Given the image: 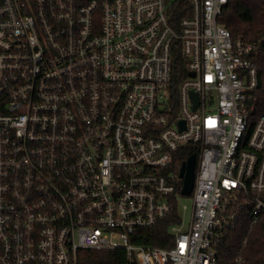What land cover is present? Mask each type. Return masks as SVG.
Segmentation results:
<instances>
[{"label": "built area", "instance_id": "built-area-1", "mask_svg": "<svg viewBox=\"0 0 264 264\" xmlns=\"http://www.w3.org/2000/svg\"><path fill=\"white\" fill-rule=\"evenodd\" d=\"M228 2L0 0V264H218L233 228L264 222L261 46L220 22ZM175 202L173 245L138 243Z\"/></svg>", "mask_w": 264, "mask_h": 264}, {"label": "trees", "instance_id": "trees-1", "mask_svg": "<svg viewBox=\"0 0 264 264\" xmlns=\"http://www.w3.org/2000/svg\"><path fill=\"white\" fill-rule=\"evenodd\" d=\"M220 22L223 23L234 37H245L252 41H259L260 52L255 57L260 72V84L254 92L256 114H264V0H229L224 9ZM174 75L176 83L186 76V61L180 49H174ZM192 154L186 147L178 154L179 161ZM178 216V203L169 218L160 221L155 227L146 231L138 243L170 248L174 243V236L169 231V223ZM245 222H240L226 236L219 246L218 264H234L236 257H245L244 264H264V222L255 231L247 234ZM248 235L249 243L242 245L243 238ZM92 259L88 264H118L125 259L117 258L119 251H88ZM122 254V253H121Z\"/></svg>", "mask_w": 264, "mask_h": 264}, {"label": "water", "instance_id": "water-1", "mask_svg": "<svg viewBox=\"0 0 264 264\" xmlns=\"http://www.w3.org/2000/svg\"><path fill=\"white\" fill-rule=\"evenodd\" d=\"M191 75H195L194 71L190 72ZM196 103H198V96L196 93L192 92ZM185 128L184 121L181 122V129ZM195 168H196V156L192 154L189 156L188 160L183 163L181 168V176L183 177V187L181 193L183 195H190L194 188L195 183Z\"/></svg>", "mask_w": 264, "mask_h": 264}, {"label": "rangeland", "instance_id": "rangeland-1", "mask_svg": "<svg viewBox=\"0 0 264 264\" xmlns=\"http://www.w3.org/2000/svg\"><path fill=\"white\" fill-rule=\"evenodd\" d=\"M184 205H187V209L184 210ZM193 208V198L191 195H184L180 197V209L182 211V217L184 219V226L188 227L191 221Z\"/></svg>", "mask_w": 264, "mask_h": 264}]
</instances>
